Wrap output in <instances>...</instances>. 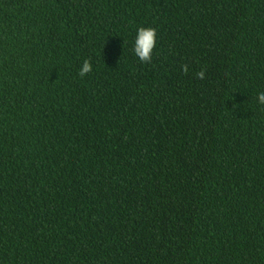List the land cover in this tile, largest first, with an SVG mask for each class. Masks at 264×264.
<instances>
[{"label": "trees", "instance_id": "trees-1", "mask_svg": "<svg viewBox=\"0 0 264 264\" xmlns=\"http://www.w3.org/2000/svg\"><path fill=\"white\" fill-rule=\"evenodd\" d=\"M261 91L264 0H0V264H264Z\"/></svg>", "mask_w": 264, "mask_h": 264}, {"label": "clouds", "instance_id": "clouds-1", "mask_svg": "<svg viewBox=\"0 0 264 264\" xmlns=\"http://www.w3.org/2000/svg\"><path fill=\"white\" fill-rule=\"evenodd\" d=\"M158 45V29L151 26H140L135 35L133 43V51L136 57L144 63H150L153 60L154 51L157 50ZM94 70V65L90 59H86L79 69L81 77L87 76ZM185 73L189 72L188 65L183 66ZM197 77L203 79L205 72L202 70L197 73ZM257 102L264 105V91L257 93Z\"/></svg>", "mask_w": 264, "mask_h": 264}]
</instances>
